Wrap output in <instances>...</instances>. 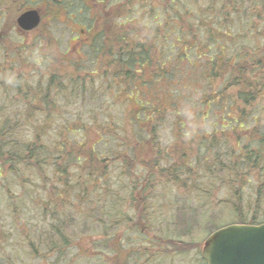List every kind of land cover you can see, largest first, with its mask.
<instances>
[{
  "label": "trees",
  "instance_id": "16d2710c",
  "mask_svg": "<svg viewBox=\"0 0 264 264\" xmlns=\"http://www.w3.org/2000/svg\"><path fill=\"white\" fill-rule=\"evenodd\" d=\"M155 1L151 7L158 9L154 16L157 17L162 5L159 7ZM165 1L163 13L167 16L156 21L157 27L151 28V32L144 33L147 23L139 27L121 23L93 43L84 59L44 53L31 65L23 55L29 46L25 43L14 44L11 50L16 55L14 59L24 60L8 81L5 72L9 67L3 63L0 89L6 92L5 97L3 92L0 94V180L6 193L8 216L17 231L15 223L28 216L32 205L38 206L42 188L46 191L44 209L54 219L48 230L41 232L36 228L33 233H25L31 255H48L47 259L53 256L57 261L79 239L80 235L69 233L66 222L86 219L87 212L76 208L78 202L99 207L98 192L103 181L108 182L112 162L119 160L123 166H131L130 158H134V162L147 169L143 183L151 188V182L157 179L175 178L178 182L182 171L191 173L195 169L191 161L195 154L186 151V145L209 153L211 144L220 137L215 131L206 134L204 127L198 129L200 123L220 116L234 120V133L246 132L244 121L250 109L260 100L264 102V54L243 57L233 53V34L229 33L233 22L243 18L256 16L264 22V0H221L219 6L223 9L217 17L209 12L216 0H200L198 9L192 8L188 0ZM250 25L254 27V22ZM238 26L240 23H236ZM88 62L93 63V69L84 75L69 68H80ZM32 67L36 73L29 70ZM62 68L68 69L61 71ZM185 71L191 76L179 80ZM70 105L78 110L81 106L88 109L86 126L80 125L85 119L80 115L74 119L59 117L62 109ZM214 105L226 114H210ZM263 114L258 113L260 122L248 137L252 148L243 147L245 153L232 143L231 137H226L233 152L229 155L232 165L223 183L238 197H243L241 176L251 170L264 175ZM166 123H172V133L177 138L172 151L178 158L174 160L168 158L170 153L166 156L161 151L157 141L160 128ZM189 123H194L195 128H187ZM92 130L96 132L95 138H91ZM101 144L106 148H101ZM104 189L114 202L113 189L109 185ZM263 192L264 183L258 189L260 196ZM134 200L139 204V199ZM70 208L72 215L60 213ZM105 208L108 218L119 219L121 210L112 213L113 204ZM237 209L242 214V207ZM240 223L261 224L257 216L249 223ZM116 230L104 236L117 240L113 236ZM97 240L99 250L109 246L119 254L122 249L115 242L109 245ZM99 250L97 255L103 253ZM80 253L86 256L82 248ZM51 263L55 262L48 264Z\"/></svg>",
  "mask_w": 264,
  "mask_h": 264
},
{
  "label": "rangeland",
  "instance_id": "374dc122",
  "mask_svg": "<svg viewBox=\"0 0 264 264\" xmlns=\"http://www.w3.org/2000/svg\"><path fill=\"white\" fill-rule=\"evenodd\" d=\"M57 1L0 0V73L4 70L2 66L5 63L9 67L5 72L6 81L16 74L20 68L19 63L25 57L31 65L44 53L71 60L80 57L84 59L90 54V46L93 43L116 30L121 23L129 22L135 27L147 23L148 25L144 26L145 33L157 27L156 21H162L163 15L167 16L163 13L166 8L165 0L155 1L159 7L162 5L157 17L154 16L158 9L151 7L153 0ZM216 1L215 7L209 11L215 17L221 15L220 11L223 9L219 6L221 0ZM188 2L192 8L195 6L197 9L200 8V0H188ZM35 8L42 13V23L35 30L22 31L17 17L25 10ZM253 22L254 27L250 25ZM236 23H240V26L236 27ZM231 27L229 33L233 34L230 45L235 48L233 53L243 57L264 54V32H262L264 22L253 16L233 22ZM25 43L29 46L23 54L24 58L20 61L14 59L16 55L11 54L14 44ZM66 59L64 61L67 63ZM69 68L84 75L93 69V63L88 62L86 66L80 68L72 65ZM182 68L185 66L183 65ZM66 69L68 68H62L61 71ZM29 70L32 73L37 72L33 67ZM190 76L188 71H185L179 76V80L185 81ZM2 92L5 97L6 90L0 89V94ZM73 99L63 98L64 101H73ZM1 104L0 100V106ZM62 110L59 116L61 118L74 119L80 115L79 117L85 118L80 125L86 126L89 122L86 107L81 106V112L75 105ZM260 111L264 113L262 100L250 109L244 121L245 129H248L246 132L240 130L234 133V120L230 122V119H221L220 116L217 118L211 116L208 121H204V124L200 123L198 129L204 127L203 131L206 134L215 131L220 137L211 144L209 153L199 148L189 149L186 145V151L192 150L195 154L191 158L195 163V169L193 168L191 173L182 171L178 182L175 178L162 181L157 179L151 182L153 184L151 188L143 183L147 170L143 164L134 162V158H130L133 164L131 166H123L119 160L112 162L108 182L103 181L98 192L101 200L99 207L91 204L93 206L91 209L90 204L78 202L76 208L80 212H87L86 219L82 217L77 222L67 220L69 233L80 236L57 261L53 256L47 259L48 255L41 258L36 254L31 255L25 244V233H33L36 228L43 232L54 223L49 210L44 209L47 206L43 199L46 191L39 189L41 198L36 202L38 206L32 205L31 212L26 213L28 216L21 218L20 223H15L17 231H14L12 219L8 216L6 193L0 180V264H48L51 261L55 262L51 264H207L202 251L207 237L216 231V228L243 221L249 223L253 216H257V221L260 223L264 221V192L261 196L258 193L260 185L264 183L263 174L251 170L247 175L241 176L244 180L242 183L244 186L241 187L243 197L236 196V192L231 191L225 186L226 183H223L228 176V167L232 165L229 155L233 152L230 142L226 143V137H231L232 143H235L242 153L246 152L243 147L248 145L252 148L248 137H251L250 132L260 122L258 116ZM211 112L218 115L226 114L224 109L217 105L212 107L210 114ZM194 126V123H189L187 128L193 129ZM160 129L161 134L157 139L160 142L159 148L166 156L170 153L169 159L178 158L172 151L177 139L172 133V130L174 131L172 123H166ZM90 135L91 138H95L96 132L92 130ZM112 145L115 147L114 143ZM101 148L106 146L101 144ZM204 156L208 158L204 159ZM107 185L116 195L114 202L106 196L104 187ZM134 198L139 199V204ZM112 204L113 208L110 209L112 213L121 210V214L117 215L119 219L108 218L106 214L105 206L110 207ZM238 207H242V214L237 213ZM72 212L71 208L60 210V213L66 217L72 215ZM130 217L131 221H129ZM113 229H117L113 231V236L116 235L117 240H113L114 237L107 239L104 236V233ZM98 238L104 244L111 245L115 242L118 247L122 245V249L119 254L113 252L109 246L99 250L95 244ZM97 241L96 243H99ZM81 248L85 250L86 256L80 253ZM98 250L103 253L97 255Z\"/></svg>",
  "mask_w": 264,
  "mask_h": 264
},
{
  "label": "water",
  "instance_id": "95a60500",
  "mask_svg": "<svg viewBox=\"0 0 264 264\" xmlns=\"http://www.w3.org/2000/svg\"><path fill=\"white\" fill-rule=\"evenodd\" d=\"M17 21L22 30L29 31L36 29L42 20L38 9H30ZM202 253L207 264H264V222L218 228L206 239Z\"/></svg>",
  "mask_w": 264,
  "mask_h": 264
}]
</instances>
